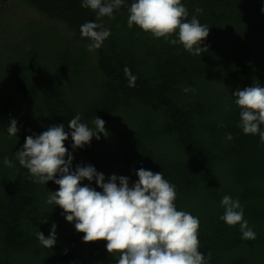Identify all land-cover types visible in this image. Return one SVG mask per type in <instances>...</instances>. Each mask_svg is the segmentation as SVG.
<instances>
[{
    "label": "trees",
    "instance_id": "1",
    "mask_svg": "<svg viewBox=\"0 0 264 264\" xmlns=\"http://www.w3.org/2000/svg\"><path fill=\"white\" fill-rule=\"evenodd\" d=\"M7 1L0 0V264H117L106 241L84 242L75 222L46 203L59 186L36 182L16 159L27 136L59 124L70 133L77 114L90 128L96 117L104 120L108 135L74 150L69 134L73 170L91 165L105 182L115 174L130 187L140 168L162 172L176 187L177 210L199 218V251L206 260L211 253L208 264H264V143L243 133L232 96L264 87V0H181L188 21L195 15L209 26L201 55L129 29L133 0L98 21L81 0H20L37 19L19 27ZM86 22L110 31L99 49L89 51L91 41L81 36ZM12 119L16 136L7 132ZM83 185L102 191L94 180ZM225 195L240 201L255 240L220 219ZM53 224L56 243L45 248L37 233L48 237Z\"/></svg>",
    "mask_w": 264,
    "mask_h": 264
},
{
    "label": "clouds",
    "instance_id": "2",
    "mask_svg": "<svg viewBox=\"0 0 264 264\" xmlns=\"http://www.w3.org/2000/svg\"><path fill=\"white\" fill-rule=\"evenodd\" d=\"M125 0H81V6L96 12V20L111 17L121 8ZM202 13L203 9H197ZM264 11V9H262ZM127 25L138 26L155 38H163L172 45L182 44L192 55H201L208 49L201 44L209 35V26L201 24L197 17L188 21V10L181 0H133L128 8ZM81 36L91 41L89 51L99 49L110 36V31L96 22H86L80 27ZM176 36L175 39L170 37ZM128 86L135 87L136 76L125 67ZM191 88H184L188 93ZM235 104L240 108V123L244 134L259 135L264 143V87L254 85L237 89ZM94 127L81 122L77 114L69 121L71 132L64 125L51 126L37 136L25 138L23 149L16 152L19 164L28 170L36 182L47 184L54 181L59 190L50 192L47 204L59 206L68 222H75V229L84 233V242L106 241V249L117 264H208L199 251L200 221L192 214L177 210L175 185L164 178L163 173H153L140 168L138 180L130 187L129 178L113 174L105 182L103 173L91 166L77 165L65 147L69 134L72 148L89 145L92 138L108 135L105 121L96 117ZM10 136L18 132L17 121L12 119L7 128ZM226 138L233 139L231 134ZM67 156V159L65 157ZM7 167L12 161L4 158ZM59 177V178H57ZM95 181L102 189L97 191L82 181ZM118 182V183H117ZM224 214L220 217L228 226L239 225L242 239L255 240L256 233L244 219V209L238 199L225 195L221 202ZM37 238L45 248L56 243V225L53 224L48 237L40 231Z\"/></svg>",
    "mask_w": 264,
    "mask_h": 264
},
{
    "label": "rangeland",
    "instance_id": "3",
    "mask_svg": "<svg viewBox=\"0 0 264 264\" xmlns=\"http://www.w3.org/2000/svg\"><path fill=\"white\" fill-rule=\"evenodd\" d=\"M5 8L9 9L10 7L12 8V13H11V19H13V23L15 25H18V27L20 26L21 23L27 24L31 21H34L35 19H37L36 14L31 11L30 9H28L26 6H24V4L20 1V0H14V1H7V3L4 5ZM3 29H5L6 31H8V33L12 36L15 35L16 30L11 28V30L9 29L8 26H4L3 25Z\"/></svg>",
    "mask_w": 264,
    "mask_h": 264
}]
</instances>
